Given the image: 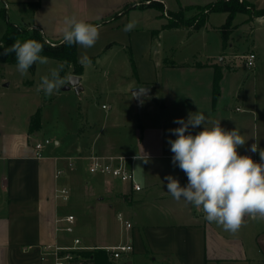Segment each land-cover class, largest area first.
<instances>
[{"label": "crops", "instance_id": "1", "mask_svg": "<svg viewBox=\"0 0 264 264\" xmlns=\"http://www.w3.org/2000/svg\"><path fill=\"white\" fill-rule=\"evenodd\" d=\"M138 1L111 0L106 7L105 0H0L7 19L38 29L47 42L60 41L66 16L99 24V37L93 46L76 44L77 62L86 53L92 62L117 65L113 49H118L124 57L127 55L130 65L133 58L135 67V72L131 66L109 74L100 68L98 76L114 74L127 84L128 96L127 91L120 99L112 93L110 110L102 119L87 107L85 124L62 133L53 143L56 152L45 150L36 157L27 137L0 139V264H51L40 258L42 246L69 242L76 230H81V236H76L87 246H112L131 238L132 250L122 253L126 260L116 264H264V217L246 215L236 232L226 231L215 222L209 223L198 207L183 198L174 199L166 191L165 179L171 175L181 185L187 183L186 174L172 162L168 140L174 138L170 129L177 126L175 119L186 118L189 112L202 111L210 124L219 120L226 130L238 129L246 141L237 152L259 162L260 153H264V89L258 90L257 75L235 79L228 93L230 102L225 103L221 100L222 84L225 80L231 84L234 75L223 72L220 95L213 100V66L217 64L212 59L169 61L159 41L154 53L156 38L192 28L186 24L168 27L159 11L139 6ZM161 1L168 11H178L185 5L215 0H174L175 9L168 5L170 0ZM247 1L255 8H264V0ZM25 9H30L26 17ZM255 16V20L260 19ZM131 20L136 21L135 27L125 32L123 27ZM228 67L236 70L231 63ZM182 70L193 72H179ZM69 74H73L71 70L63 77L67 80ZM140 86L147 87L149 95L143 97L144 112L137 116L130 91ZM170 94L176 100H168ZM233 99L240 103L232 109ZM190 131L195 133L199 128ZM67 144H73V153L58 156L57 149ZM119 144L124 147L115 149ZM252 144L257 147L255 152L250 150ZM90 155L127 157L140 189L109 176L88 173ZM145 155L147 162L140 158ZM68 159L73 161L71 168ZM58 169L63 172L56 175ZM60 185L69 188L68 204V200L55 196ZM117 212L130 221L129 230L120 226ZM66 214L74 215V231L68 236L58 230V218ZM81 252L77 264L87 260ZM114 261L111 259V264Z\"/></svg>", "mask_w": 264, "mask_h": 264}, {"label": "rangeland", "instance_id": "2", "mask_svg": "<svg viewBox=\"0 0 264 264\" xmlns=\"http://www.w3.org/2000/svg\"><path fill=\"white\" fill-rule=\"evenodd\" d=\"M111 0H105L106 7H110ZM143 0H140L142 3ZM184 1V0H183ZM204 1V0H198ZM207 1V0H206ZM104 3V1L102 2ZM102 3L101 6H102ZM168 5L175 9L177 5L174 0H170ZM203 5V4H202ZM164 6V5H163ZM165 7V6H164ZM153 8V7H150ZM166 8V7H165ZM24 16H28L30 9H25ZM92 6H90V12ZM157 9H153L155 13ZM168 11V9L166 8ZM163 11V10H162ZM161 11V21H166V17ZM152 12V10L150 11ZM195 9H182L183 18L190 19L195 14ZM226 14L223 12H210L206 17L203 25L197 29H193L197 22V18H191V23L184 22L191 29H177L174 32H167L159 38H156L154 45L160 48L162 52L168 55V60L185 61L196 63V61H204L209 57L220 68L221 74L226 72L232 74L233 82L231 84L225 80L222 84V97L225 103L230 102L228 97L229 91L233 90V83L235 79H241L246 76L257 75L258 90L264 89V15H254L259 20H255L252 15L246 13H236L232 20V31H230L226 45L222 46L221 34L219 26L224 22ZM196 19V20H195ZM9 22L20 23L19 20L13 18L7 19ZM6 21L0 16V38L5 30ZM185 27V26H184ZM196 28V27H195ZM231 43V45H229ZM158 48V47H157ZM129 57L131 56L130 50ZM165 49V50H164ZM169 49V50H168ZM254 52L256 57L253 66H248L244 62V56L248 52ZM114 56L118 59L117 65H104L100 63L90 62L88 64H81L83 66L84 74L81 80L80 89L70 87L69 89L62 88L52 95H45L43 91L37 92V86L40 83L41 77L49 72L53 67L59 65V61L54 58H48L46 64L35 63V69L31 73L28 71L27 75H21L16 69V63H1L0 64V139L3 137H14L18 139H29V143L35 145L36 142H42L45 139L49 143L44 144L42 151L45 150L56 152L54 148V141L60 137L62 133L72 130L71 128L78 125L85 124L84 116L86 108L89 107L95 111L96 115L102 119L105 112L110 110L111 94L120 95L125 93L128 96L129 86L122 84V81L116 79L114 74L104 77L98 76L100 68L107 70V74L116 73L117 68L124 70L130 69L129 59L127 55L124 57L118 49H113ZM124 57V58H123ZM124 59V61H123ZM130 61L133 62L131 57ZM236 66V70L231 71L228 64ZM68 70H71L69 67ZM179 72H193L182 70ZM228 78V77H227ZM222 82V81H221ZM219 84H221L219 82ZM132 95V90L130 91ZM262 93V92H260ZM170 94L168 100L174 99L175 96ZM220 95V88L216 100ZM195 95L194 97H197ZM237 99H233L232 109L236 104ZM121 101V100H120ZM104 104V107L101 105ZM122 104V103H121ZM124 105V104H123ZM136 106V105H135ZM39 110V127L36 131L29 132V124L31 116ZM125 111V110H124ZM141 107L136 106L137 116L143 114ZM71 143V142H70ZM73 144L63 145L57 149L58 156H68L73 153ZM115 149H121L123 145H115ZM70 150V151H69ZM65 163V160H62ZM64 175V174H63ZM62 178V177H61ZM108 180V179H105ZM119 182V181H118ZM63 184V183H62ZM69 188V183H64ZM70 199L66 204L70 203ZM60 234H64L61 232ZM81 230L74 231L72 235L81 236ZM77 236V237H78ZM83 238V237H82ZM83 240V239H82ZM85 241V240H84ZM87 242V241H86ZM101 248V246H94ZM125 256H120L115 259L114 263L124 262Z\"/></svg>", "mask_w": 264, "mask_h": 264}, {"label": "clouds", "instance_id": "3", "mask_svg": "<svg viewBox=\"0 0 264 264\" xmlns=\"http://www.w3.org/2000/svg\"><path fill=\"white\" fill-rule=\"evenodd\" d=\"M136 21L127 22L125 32L135 27ZM99 24L64 17L60 28L61 44H79L83 48L93 46L99 37ZM31 31V29H29ZM47 42V41H45ZM44 44L37 39L14 40L5 46L0 42L4 53H14L16 69L21 75H27L34 64H46L48 58L42 55ZM81 64L90 63L87 54L79 57ZM60 64L41 77L37 92L52 95L67 84L61 76ZM176 127L170 129L174 138H169L172 162L186 174L187 183L181 185L171 175L165 177L166 188L174 199L198 207L209 222H215L229 232H236L244 222L246 215L264 217V153H260L257 162L251 156L239 154L237 147L245 144L246 139L238 129L226 130L219 120L209 123L202 111L189 112L186 118H176ZM199 128L193 133L190 129ZM250 150L255 152L253 144ZM147 162V156L140 157Z\"/></svg>", "mask_w": 264, "mask_h": 264}, {"label": "trees", "instance_id": "4", "mask_svg": "<svg viewBox=\"0 0 264 264\" xmlns=\"http://www.w3.org/2000/svg\"><path fill=\"white\" fill-rule=\"evenodd\" d=\"M139 6H142L140 4ZM147 7H153L160 13L163 10V3L159 1H151ZM182 9H195L196 12L191 18H197L195 27L198 28L204 24L206 17L210 12H223L226 14L224 22L219 26L222 46L226 44L229 33L232 29V20L236 13H246L248 15H264V8H255V6L247 0H215L205 3L203 5L189 4L183 6L178 11H168L169 17L166 18V26H178L184 22L191 23L190 19L183 18ZM0 16L6 21L5 30L0 38L5 46L10 45L14 40L23 41L25 39L34 38L44 44L42 55L54 58L59 61V65L63 64L61 69V76H64L66 70L70 67L71 73L80 75L83 70V66L76 60V44L68 45L61 44L59 42H45V38L42 33L36 28H29L26 26H20L16 23L7 21V15L4 8L0 7ZM162 17V15L160 14ZM196 20V19H195ZM31 29V31L29 30ZM131 59V57H130ZM1 63H16L14 53H4L0 48V64ZM132 67L135 72L133 62ZM35 69V63L28 69L31 73ZM221 78V71L218 65L213 66V79H212V99L216 98L219 92V80ZM39 110H37L30 119L29 132L36 131L39 127ZM81 255L86 257L87 260L82 261L83 264H111L109 253L103 248H94L89 251L81 252ZM79 262V261H78Z\"/></svg>", "mask_w": 264, "mask_h": 264}, {"label": "built area", "instance_id": "5", "mask_svg": "<svg viewBox=\"0 0 264 264\" xmlns=\"http://www.w3.org/2000/svg\"><path fill=\"white\" fill-rule=\"evenodd\" d=\"M151 1L161 0H143V4H149ZM140 1L137 2V5H140ZM6 7V4H4ZM164 5V4H163ZM163 15L168 18L169 14L166 8L163 6ZM255 53L248 52L244 56V62L248 66H253L255 60ZM49 143L48 139H45L42 142H36L33 146L34 155L36 157L41 156V151L44 144ZM129 159L125 156H98L90 155L87 157V166L86 170L90 174H99L118 179L122 182H127L134 190H139L140 185L135 181L134 172L131 166ZM67 165L69 168L73 166V161L68 159ZM62 170H56V175L61 174ZM70 195L69 188L66 185H60L55 189V196L63 201H67ZM116 219L119 222L120 226L126 230L131 228V223L127 220L122 212L116 213ZM60 225L58 230L65 233L66 236L70 235L74 231V215L66 214L58 218ZM94 246H87L83 244L82 240L77 236H71L69 242H55L52 244H46L42 246L40 258L42 260H48L51 264H77L78 258L80 257L81 251L94 249ZM105 249L112 260L119 258L122 253L132 250L131 238H127V241L121 242L112 246H101Z\"/></svg>", "mask_w": 264, "mask_h": 264}, {"label": "water", "instance_id": "6", "mask_svg": "<svg viewBox=\"0 0 264 264\" xmlns=\"http://www.w3.org/2000/svg\"><path fill=\"white\" fill-rule=\"evenodd\" d=\"M80 76L76 74H69L67 76V84L63 87L64 89H69L70 87H76L79 84ZM132 95L134 97L136 106L141 107V102L144 96L149 95V89L144 86L136 87L132 90Z\"/></svg>", "mask_w": 264, "mask_h": 264}]
</instances>
